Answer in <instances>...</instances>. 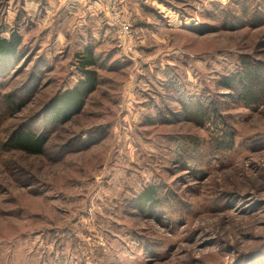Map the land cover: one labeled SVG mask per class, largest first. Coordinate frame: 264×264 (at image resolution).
I'll use <instances>...</instances> for the list:
<instances>
[{
    "label": "rangeland",
    "instance_id": "374dc122",
    "mask_svg": "<svg viewBox=\"0 0 264 264\" xmlns=\"http://www.w3.org/2000/svg\"><path fill=\"white\" fill-rule=\"evenodd\" d=\"M45 4L0 0V37L22 39L0 64V144L46 132V106L81 81L87 47L98 86L43 155L0 147V264H264V101L220 86L241 57L264 66V0H130L127 53L109 29L87 47L79 32L56 44ZM191 97L219 121L185 117ZM151 186L162 205L141 211Z\"/></svg>",
    "mask_w": 264,
    "mask_h": 264
},
{
    "label": "trees",
    "instance_id": "16d2710c",
    "mask_svg": "<svg viewBox=\"0 0 264 264\" xmlns=\"http://www.w3.org/2000/svg\"><path fill=\"white\" fill-rule=\"evenodd\" d=\"M264 13V12H262ZM237 20V19H236ZM22 45L21 36L12 32L9 38L0 37V64H9L16 61L20 55ZM98 66V57L92 47H87L77 57V69L81 74V81L72 89H67L53 97L47 104L46 116L42 125L43 134L34 131H14L5 142L0 144L4 152L20 151L29 155H43L49 143V132L63 126L80 114L84 108L86 99L98 86V74L95 68ZM223 89L234 92L237 98L246 105L255 106L264 101V66L253 63L246 57H241L238 68L229 76L224 77L220 85ZM182 105V113L196 124L218 122L219 111L214 104H199L193 98H179ZM10 107L15 106L17 112L23 108V104L9 102ZM9 105V104H8ZM234 132L228 135V141H222L221 150H229L233 147ZM220 145V146H221ZM219 146V145H218ZM162 193L157 186L145 189L138 198V207L141 211L158 209L162 205ZM168 208V207H167Z\"/></svg>",
    "mask_w": 264,
    "mask_h": 264
},
{
    "label": "crops",
    "instance_id": "0c3cea01",
    "mask_svg": "<svg viewBox=\"0 0 264 264\" xmlns=\"http://www.w3.org/2000/svg\"><path fill=\"white\" fill-rule=\"evenodd\" d=\"M58 1L59 0H47V5L45 4L46 11L44 18L45 22L50 21L52 25L56 22L60 25V28L63 29L61 35H59V33L57 36L58 39L56 44L60 42V44L66 43L69 45L71 38L66 39V33L68 32L69 37H73L74 33H83V37L85 38V43L83 41V44H85L86 47L92 44V41L95 39L110 38L106 29L111 31H113V29H111L112 27L103 12V0H62L61 5L57 7ZM130 8V0H128L127 9L129 10ZM56 11L60 14L57 17L55 16ZM143 29V27L139 29L140 32ZM88 31L92 39H87ZM139 40H142V44L146 41V39L141 38ZM120 48L122 53H127L128 48L130 49L131 47L130 45H127L126 48H122V46H120Z\"/></svg>",
    "mask_w": 264,
    "mask_h": 264
},
{
    "label": "built area",
    "instance_id": "2783aa9c",
    "mask_svg": "<svg viewBox=\"0 0 264 264\" xmlns=\"http://www.w3.org/2000/svg\"><path fill=\"white\" fill-rule=\"evenodd\" d=\"M104 14L113 29L115 39L127 46L133 36L132 16L127 10V0H103Z\"/></svg>",
    "mask_w": 264,
    "mask_h": 264
}]
</instances>
